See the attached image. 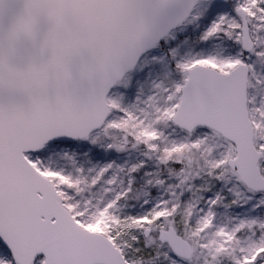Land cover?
<instances>
[{"label":"snow or ice","instance_id":"1","mask_svg":"<svg viewBox=\"0 0 264 264\" xmlns=\"http://www.w3.org/2000/svg\"><path fill=\"white\" fill-rule=\"evenodd\" d=\"M0 264H264V0H0Z\"/></svg>","mask_w":264,"mask_h":264}]
</instances>
